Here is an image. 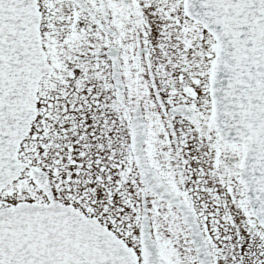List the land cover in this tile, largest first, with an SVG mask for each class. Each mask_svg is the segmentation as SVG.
<instances>
[{
	"label": "snow or ice",
	"instance_id": "snow-or-ice-1",
	"mask_svg": "<svg viewBox=\"0 0 264 264\" xmlns=\"http://www.w3.org/2000/svg\"><path fill=\"white\" fill-rule=\"evenodd\" d=\"M0 264H264V0H0Z\"/></svg>",
	"mask_w": 264,
	"mask_h": 264
}]
</instances>
